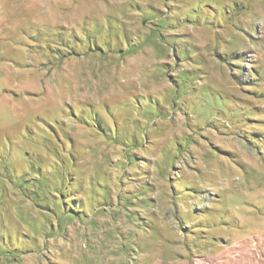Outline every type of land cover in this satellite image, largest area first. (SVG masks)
Listing matches in <instances>:
<instances>
[{
	"label": "rangeland",
	"instance_id": "obj_1",
	"mask_svg": "<svg viewBox=\"0 0 264 264\" xmlns=\"http://www.w3.org/2000/svg\"><path fill=\"white\" fill-rule=\"evenodd\" d=\"M0 264H264V0H0Z\"/></svg>",
	"mask_w": 264,
	"mask_h": 264
}]
</instances>
